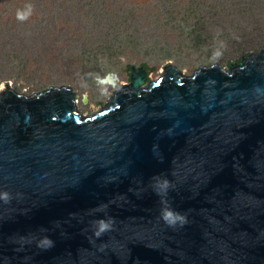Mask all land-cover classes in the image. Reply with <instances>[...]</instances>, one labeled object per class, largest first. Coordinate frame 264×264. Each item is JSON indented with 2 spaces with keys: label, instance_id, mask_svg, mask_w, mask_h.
<instances>
[{
  "label": "water",
  "instance_id": "obj_1",
  "mask_svg": "<svg viewBox=\"0 0 264 264\" xmlns=\"http://www.w3.org/2000/svg\"><path fill=\"white\" fill-rule=\"evenodd\" d=\"M131 71L91 117L70 86L0 93V264H264V50Z\"/></svg>",
  "mask_w": 264,
  "mask_h": 264
},
{
  "label": "rangeland",
  "instance_id": "obj_2",
  "mask_svg": "<svg viewBox=\"0 0 264 264\" xmlns=\"http://www.w3.org/2000/svg\"><path fill=\"white\" fill-rule=\"evenodd\" d=\"M263 50L264 0H0V93L70 86L85 117L131 89L132 66L157 82L169 64L192 77Z\"/></svg>",
  "mask_w": 264,
  "mask_h": 264
},
{
  "label": "clouds",
  "instance_id": "obj_3",
  "mask_svg": "<svg viewBox=\"0 0 264 264\" xmlns=\"http://www.w3.org/2000/svg\"><path fill=\"white\" fill-rule=\"evenodd\" d=\"M18 18L23 20L26 18V16L18 14ZM117 80H118L117 77L115 80L110 78H105L103 80H100V83L110 84L115 89L118 87ZM160 219L163 220L169 226H175L177 223L183 224L185 222V217L181 213L174 211L171 207L168 206L162 208ZM97 223L99 225V230L95 233L97 236L101 235L103 232L109 230L110 228L109 222H105L101 220L98 221Z\"/></svg>",
  "mask_w": 264,
  "mask_h": 264
},
{
  "label": "trees",
  "instance_id": "obj_4",
  "mask_svg": "<svg viewBox=\"0 0 264 264\" xmlns=\"http://www.w3.org/2000/svg\"><path fill=\"white\" fill-rule=\"evenodd\" d=\"M143 67L147 69V66L145 64L143 65Z\"/></svg>",
  "mask_w": 264,
  "mask_h": 264
},
{
  "label": "flooded vegetation",
  "instance_id": "obj_5",
  "mask_svg": "<svg viewBox=\"0 0 264 264\" xmlns=\"http://www.w3.org/2000/svg\"><path fill=\"white\" fill-rule=\"evenodd\" d=\"M78 109V108H77Z\"/></svg>",
  "mask_w": 264,
  "mask_h": 264
}]
</instances>
